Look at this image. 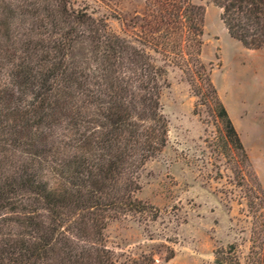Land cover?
Here are the masks:
<instances>
[{
    "label": "trees",
    "instance_id": "16d2710c",
    "mask_svg": "<svg viewBox=\"0 0 264 264\" xmlns=\"http://www.w3.org/2000/svg\"><path fill=\"white\" fill-rule=\"evenodd\" d=\"M212 2L232 39L264 48V0ZM121 22L124 36L72 0H0V264H141L119 263L104 231L153 209L135 194L168 142L167 67L215 105L251 167L202 61L204 7L149 0L142 17ZM256 181L248 206L263 213L249 258L264 264ZM215 264L242 263L231 245L216 250Z\"/></svg>",
    "mask_w": 264,
    "mask_h": 264
},
{
    "label": "rangeland",
    "instance_id": "374dc122",
    "mask_svg": "<svg viewBox=\"0 0 264 264\" xmlns=\"http://www.w3.org/2000/svg\"><path fill=\"white\" fill-rule=\"evenodd\" d=\"M148 1L72 0L75 9L103 20L120 36L121 18L142 17ZM192 1L205 9L202 61L251 167L215 105L196 96L188 74L167 67L169 87L161 104L168 142L141 171V190L135 194L153 209L111 221L104 231V244L119 263L215 264L216 250L234 245L242 264H257L249 257L263 208L251 209L248 199L256 196V180L264 191V48L247 50L232 39L212 0Z\"/></svg>",
    "mask_w": 264,
    "mask_h": 264
}]
</instances>
